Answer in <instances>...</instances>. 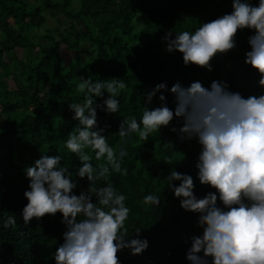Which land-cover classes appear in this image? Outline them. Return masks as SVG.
<instances>
[{
    "label": "trees",
    "instance_id": "1",
    "mask_svg": "<svg viewBox=\"0 0 264 264\" xmlns=\"http://www.w3.org/2000/svg\"><path fill=\"white\" fill-rule=\"evenodd\" d=\"M250 2L258 5V0ZM232 10V0H0V264H56L54 253L65 231L62 214L25 224L22 210L28 200L23 193L30 189L23 169L42 154L60 155V166L69 170L77 184L75 194L87 189V178L78 176L81 162L66 147L69 133L79 123L72 119L68 105H82L89 95L79 90V77L94 82L116 77L126 84L118 90L117 113L97 109L98 125L107 126L103 134L114 149L123 143L117 134L122 119L139 121L145 107L152 110L162 103L174 110L170 89L177 82L188 87L200 81L210 89L213 81H221L245 98L264 94L258 84L260 74L244 63L250 50L248 37L254 34L251 30L238 31L237 47L217 54L211 61L212 71L185 66L182 53L166 51L162 40L166 32L173 31V37L180 31L194 32L200 23ZM48 16L58 26L40 33ZM63 48L73 56L65 59ZM85 48L88 54L82 57ZM17 49L22 54L14 57ZM160 83L167 88L148 102L147 93ZM161 94L165 102L160 101ZM108 96L105 91L103 97H95V103L102 104ZM172 127L178 130L182 120L174 118L147 141L132 133L121 162L127 175L110 172L107 181L95 182L97 188L111 183L126 196L128 238H137L135 231L141 229L140 238L149 242L140 255H131L129 249L118 252L119 264H191L186 259L190 237L202 234L196 226L198 214L180 207L165 178L172 169L191 175L197 198L215 189L197 178L201 146L196 140L181 141ZM85 152L93 167L106 165V157L96 160L93 150ZM169 158L172 164H166ZM173 183L178 186L180 181ZM147 194L158 196L160 205H145ZM9 215L16 217V225L4 228Z\"/></svg>",
    "mask_w": 264,
    "mask_h": 264
},
{
    "label": "clouds",
    "instance_id": "2",
    "mask_svg": "<svg viewBox=\"0 0 264 264\" xmlns=\"http://www.w3.org/2000/svg\"><path fill=\"white\" fill-rule=\"evenodd\" d=\"M232 9L230 14L200 23L194 32L180 31L174 37L173 31L166 32L162 37L166 51L182 53L185 66L212 71L211 61L217 54L237 47L238 31L251 30L254 34L248 37L250 50L245 52L244 63L257 70L258 84L264 88V0L255 6L250 0H232ZM79 80V90L89 95L82 105H68L74 113L72 119L79 123L69 133L66 147L80 160L78 176L87 178V189L75 194L77 184L69 170L60 166V155L42 154L23 169L30 189L23 193L28 200L22 210L25 224L33 218L62 214L65 231L63 243L54 253L56 264H119L118 252L129 249L135 256L149 247L148 240L140 238L141 229L135 231L137 238H128L126 196L111 183L97 188L95 182L107 181L110 172L127 175L121 162L132 133L147 141L151 133L169 126L174 118L182 120V127H172L171 131H178L181 141L196 140L201 146L195 164L200 184L215 189L197 198L191 175L172 169L165 178L180 207L198 214L196 226L202 229V234L190 237L186 259L191 264H209V257L211 264H264V94L245 98L221 81H213L210 89L200 81L188 87L177 82L170 89L174 110L162 103L152 110L145 107L139 121L122 119L117 134L123 143L114 149L103 134L107 126L98 125L97 109L117 113L118 90L126 84L116 77L97 82L90 77ZM166 88L164 83L157 84L147 93L148 102ZM105 91L108 98L96 104L95 97H103ZM159 99L166 101L163 94ZM86 148L95 152L96 160L106 157V165L93 167ZM172 163L170 158L166 160V164ZM173 181L180 183L177 186ZM143 203L159 206L160 199L147 194ZM15 225L14 215L4 219V228Z\"/></svg>",
    "mask_w": 264,
    "mask_h": 264
},
{
    "label": "rangeland",
    "instance_id": "3",
    "mask_svg": "<svg viewBox=\"0 0 264 264\" xmlns=\"http://www.w3.org/2000/svg\"><path fill=\"white\" fill-rule=\"evenodd\" d=\"M60 17H62V16H60ZM56 26H58V23H57L56 19L53 18V17L48 16L45 25L40 29V33L45 32L47 28H54ZM59 27L61 28L62 26H59ZM21 54H22V51L17 49L13 53V56L14 57H19V56H21ZM73 54L74 53L72 51H69V50H66V49L63 48V55H64L65 59H68L70 56H73ZM87 54H88V50L86 48L83 51L80 52V55L82 57H86Z\"/></svg>",
    "mask_w": 264,
    "mask_h": 264
}]
</instances>
